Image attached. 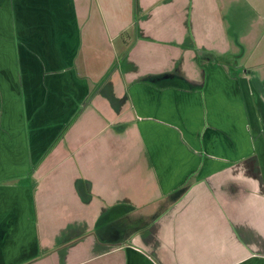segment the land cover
<instances>
[{"label":"crops","instance_id":"crops-1","mask_svg":"<svg viewBox=\"0 0 264 264\" xmlns=\"http://www.w3.org/2000/svg\"><path fill=\"white\" fill-rule=\"evenodd\" d=\"M76 2L0 0V264H264V0Z\"/></svg>","mask_w":264,"mask_h":264},{"label":"rangeland","instance_id":"rangeland-1","mask_svg":"<svg viewBox=\"0 0 264 264\" xmlns=\"http://www.w3.org/2000/svg\"><path fill=\"white\" fill-rule=\"evenodd\" d=\"M84 1L85 0H75L76 9H78L79 11L85 9ZM109 23L110 20L108 19L107 25H109V28H106V26H104L107 33H110L109 31H113V28H111V25ZM230 25L231 23L228 22V29ZM239 30L241 32L245 29L240 28ZM111 34H113V32H111ZM109 41H111L117 47L119 45V42L121 41V38L113 39V37L111 36V39ZM241 52L242 55L238 59H235L236 65L233 63V68L239 73H243V75L250 79L251 83L256 88L255 91H253L254 93L252 94L248 92L243 93V107L233 109L235 115L237 116L238 114V117L241 116L242 119V125L239 126V128H241L240 133L237 134V137L235 139L237 142V147H239V149L245 150L247 148H253L255 154H259V156L253 157L254 163L261 164V168L264 170V39L255 41L253 45H251V43L242 45ZM113 64L114 67L119 66V56H116ZM104 78H106V76H104ZM250 95L253 96L251 97ZM239 123L240 120L236 119L237 126L239 125ZM228 147L230 146L228 145ZM228 157L232 158L231 156ZM247 157L248 156H244L241 159H247ZM238 158L240 157L235 155V158H233V160ZM246 162L248 161L246 160L242 162V164ZM261 168H259V172ZM259 175L261 185L262 187H264V177L262 176V173H259Z\"/></svg>","mask_w":264,"mask_h":264}]
</instances>
